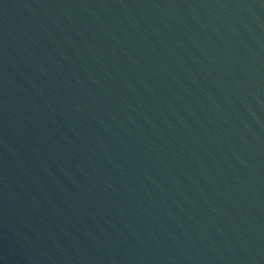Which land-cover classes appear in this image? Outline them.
Returning <instances> with one entry per match:
<instances>
[{
	"label": "water",
	"instance_id": "obj_1",
	"mask_svg": "<svg viewBox=\"0 0 264 264\" xmlns=\"http://www.w3.org/2000/svg\"><path fill=\"white\" fill-rule=\"evenodd\" d=\"M0 264H264V0H0Z\"/></svg>",
	"mask_w": 264,
	"mask_h": 264
}]
</instances>
